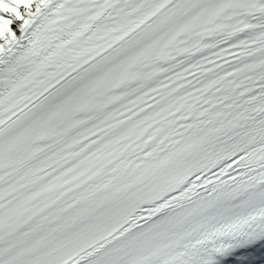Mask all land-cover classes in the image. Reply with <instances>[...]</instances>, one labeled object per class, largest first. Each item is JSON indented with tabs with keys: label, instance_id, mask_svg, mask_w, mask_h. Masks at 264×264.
<instances>
[{
	"label": "snow or ice",
	"instance_id": "snow-or-ice-1",
	"mask_svg": "<svg viewBox=\"0 0 264 264\" xmlns=\"http://www.w3.org/2000/svg\"><path fill=\"white\" fill-rule=\"evenodd\" d=\"M0 264H264V0H0Z\"/></svg>",
	"mask_w": 264,
	"mask_h": 264
}]
</instances>
